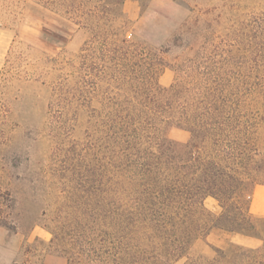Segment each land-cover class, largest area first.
I'll use <instances>...</instances> for the list:
<instances>
[{
    "label": "trees",
    "instance_id": "16d2710c",
    "mask_svg": "<svg viewBox=\"0 0 264 264\" xmlns=\"http://www.w3.org/2000/svg\"><path fill=\"white\" fill-rule=\"evenodd\" d=\"M125 1L50 4L112 46L97 80L106 82L107 58L118 91L95 99L82 85L98 83L81 80V264H264V217L249 211L254 188L264 186V0L254 2L258 14L235 15L228 49L202 19L184 20L181 33L169 20L163 41L137 36ZM133 1L141 15L152 2ZM199 22L195 46L189 35ZM171 49L187 56L168 64ZM167 67L175 79L161 87ZM214 234L220 244L209 242ZM236 235L260 246L236 244Z\"/></svg>",
    "mask_w": 264,
    "mask_h": 264
},
{
    "label": "rangeland",
    "instance_id": "374dc122",
    "mask_svg": "<svg viewBox=\"0 0 264 264\" xmlns=\"http://www.w3.org/2000/svg\"><path fill=\"white\" fill-rule=\"evenodd\" d=\"M53 1L62 0H0V264H81V80L98 83L95 90L82 85L89 97L118 94L107 58L106 82L97 80L112 46L67 24ZM255 1L152 0L141 15L140 3L126 0L123 10L136 35L148 32L155 42L164 40L169 20L182 24L180 33L195 19L209 21L208 37L218 35L228 49L233 18L258 14ZM204 27L191 29L195 46ZM186 53L171 49L164 59L170 64ZM174 79L167 67L158 83L169 87ZM205 206L222 211L213 198ZM218 238L209 242L220 244Z\"/></svg>",
    "mask_w": 264,
    "mask_h": 264
},
{
    "label": "crops",
    "instance_id": "0c3cea01",
    "mask_svg": "<svg viewBox=\"0 0 264 264\" xmlns=\"http://www.w3.org/2000/svg\"><path fill=\"white\" fill-rule=\"evenodd\" d=\"M249 211L251 214L259 217H264V186H256L253 190ZM232 241L243 246H255L259 243L256 239L246 238L236 235Z\"/></svg>",
    "mask_w": 264,
    "mask_h": 264
}]
</instances>
